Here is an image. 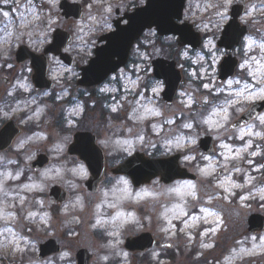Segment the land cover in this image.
Here are the masks:
<instances>
[{"label":"clouds","instance_id":"clouds-1","mask_svg":"<svg viewBox=\"0 0 264 264\" xmlns=\"http://www.w3.org/2000/svg\"><path fill=\"white\" fill-rule=\"evenodd\" d=\"M64 2L39 0L38 4L36 0H0V62L11 60L8 53L21 42L27 44L26 53L36 55L45 46L52 45L55 20L41 5H49L56 13ZM66 3L79 6L74 14L76 22L70 30H61L63 43L57 51L38 55L43 60V78L47 85L38 87L32 82L29 64L24 65L27 75L22 71L15 80L7 73H0V84L6 87V92L0 96V120H11L16 113L23 112L26 114L21 121L23 128L35 125V130L25 132L13 122L16 132L6 146L0 147V250L25 257V264H76L71 246L60 242L57 228L53 227L59 216L58 230L79 238V246L84 250L79 264L93 261L95 264H132L131 254L123 247L129 228L140 233L145 225L155 224V231L162 239L151 235L148 256L153 264H160L158 257L177 247L178 236L184 237L186 250H191L196 237L189 229H196L201 222L216 225L213 235L224 223L226 213L232 227L241 225L248 207L245 201H264V177H252L243 167L252 157L264 158V131H254L264 128V114L252 119L254 113L264 110V104L253 103V100H264V0H187L189 15L200 20L190 24L198 34L223 31L234 19L233 5L242 6L235 17L243 30L235 44L240 46L242 55L232 56L237 63L229 75L231 78L223 84L215 82V66L225 53L223 49H216L212 37L200 36L199 45L193 46L181 44L179 33L159 31L158 34L155 24L143 28L127 54V62L137 65L135 75L123 70L114 75L113 71L94 84L105 112L103 120L89 125V130L95 131L91 143L99 153L95 174L88 160L68 154L76 143L71 134L76 127L72 117L84 119L85 100L90 95L87 84L79 83L83 79L81 58L90 59L93 50L106 45L97 43L107 41L101 37L117 31L116 21L125 26L122 18L126 13L145 8L149 0H88L87 4L85 0H66ZM241 15L244 16L242 25ZM173 52L178 53L179 60L186 66L179 72L172 99L162 104L159 93L164 91L166 80L153 76L150 69L154 61H168ZM209 64L211 72H208ZM8 67L13 65L9 63ZM206 74L213 78L216 86L210 88L209 84L202 83ZM245 77H250L253 83ZM73 81L78 83L73 84ZM138 87L141 91L137 96ZM145 87L152 94L145 95ZM202 92L210 94L201 95ZM110 93L119 96V102L105 100V95ZM49 98L63 105L58 120L49 114L53 107ZM69 98L70 102L65 103ZM125 104L128 106L126 116L117 119ZM87 107L94 108L95 104L89 101ZM241 113L245 123L234 119L233 114ZM90 120L95 118L90 117ZM53 124L58 129L55 134L47 131ZM246 135L258 141L255 150H252L251 138L242 145L233 143L244 141ZM205 136L211 140L207 151L201 152L199 148ZM40 145L47 147L41 150ZM137 153L153 161L178 157L175 164L184 174L165 179L166 171L157 165L154 175L137 184L129 171L121 168ZM41 155L46 156V161L36 163ZM108 160H111V172ZM193 161H197L194 172L188 168ZM141 163L135 159L131 167H140ZM260 168H264V164L254 170L259 173ZM241 174H244L242 183L233 178ZM189 175L196 179H184ZM85 184L87 188H83ZM56 185L59 191L50 194V189ZM244 189L247 193L235 204L228 195H221V191L232 193ZM224 204L230 208L225 209ZM53 208L58 209L55 214ZM193 209L199 214L190 215ZM174 221L182 224L179 231ZM26 224L35 226L34 234H25ZM39 233H46L49 241L55 242L56 250L42 255L41 246L48 241ZM97 235L102 237L99 245ZM199 235L198 247H215L213 242H203L207 229ZM251 239L254 241L255 237ZM260 244L264 246V236ZM236 253L235 248L230 249L220 264ZM200 258L197 255L193 260Z\"/></svg>","mask_w":264,"mask_h":264},{"label":"water","instance_id":"water-1","mask_svg":"<svg viewBox=\"0 0 264 264\" xmlns=\"http://www.w3.org/2000/svg\"><path fill=\"white\" fill-rule=\"evenodd\" d=\"M183 3L185 0H150L149 4L145 8H139L133 14H130L128 20L130 21L128 25L121 26L117 24V31L111 34H108L105 37L106 45L99 47L96 51V57L90 61L88 67L85 68L83 83L95 84L103 80L109 72L117 71L121 66L125 65L127 62L128 50L131 46V43L134 39L138 38L139 34L142 32L143 28L146 26H152L155 24L158 28L157 31L161 33L166 32H175L180 34V43H191L193 46H198L201 39L198 33H195L192 30V27L189 22H184L183 25H179L175 20H182ZM76 6H67L66 13L67 16H75L77 14ZM79 7V6H78ZM239 15V13H236ZM237 15H235L236 17ZM153 25V26H155ZM225 30L222 33L221 39L218 42L220 47L231 51L234 45L238 42V35L242 33V29L239 28V25L234 18L233 21L229 22V25L225 26ZM62 34H56L55 40L52 45L46 50L55 51L57 48L56 44L60 43L58 37ZM236 46V45H235ZM31 55V57H27ZM114 57H119L118 60ZM17 58L23 61L25 58H30L32 60V68L35 69V74L33 76L34 82L38 87H43L47 85V81L43 78V61L41 57L37 55L28 54L23 50L17 53ZM63 59V57H62ZM237 61L232 55H228L220 64V75L219 81L228 79V76L231 75L234 71ZM154 73L158 78H165L166 89L164 90L165 99L171 100L173 92L177 86V83L180 79V71L177 69V62L175 61H163L157 60L154 61ZM176 66V67H175ZM261 104H264V102ZM259 112V110H258ZM257 113L253 114L255 117ZM252 117V118H253ZM242 123H245L243 116L240 118ZM16 132V129L13 126V122H9L5 127L0 131V147L6 146L10 137ZM92 134L80 133L75 137L76 143L71 147L69 153L79 155L80 158H85L89 161L90 167L92 168L94 174L99 167V153L91 143ZM210 137H205L201 141V148L204 151H207L208 145L210 142ZM178 157H172L164 160L153 161L151 159L145 158L143 155L137 153L134 157L130 158L124 165L121 166L122 169L128 170L129 174L133 177L135 183L139 184L147 179H149L155 172L158 170L157 165L163 168L167 176L165 179H171L173 175L184 174L181 173L175 161ZM141 160V166L137 168H132L131 165L133 160ZM46 161V156L41 155L38 157L36 163L43 164ZM117 169L116 171H119ZM184 179H196L195 176L189 175L184 177ZM88 186V185H87ZM59 191L58 186H53L51 188L50 194L55 195ZM249 230H264V217L255 214L249 218ZM150 234H142L138 238L132 239L129 238L126 246L132 250L136 249H145L148 248V244L151 243ZM41 254L44 255L47 252L56 250L55 242L50 240L47 244L42 245ZM84 251V250H83ZM83 251H80L77 255V258L83 256Z\"/></svg>","mask_w":264,"mask_h":264},{"label":"rangeland","instance_id":"rangeland-1","mask_svg":"<svg viewBox=\"0 0 264 264\" xmlns=\"http://www.w3.org/2000/svg\"><path fill=\"white\" fill-rule=\"evenodd\" d=\"M87 1L88 0H85L86 4H87ZM47 6H48V8L47 9H43V10L52 19L58 20L60 25H64L65 22H68V23H65V24L73 26V24L76 22V20H75V22L65 20L63 18L62 14H60L59 17L58 16H54L53 17L50 14V11L52 10L51 7L49 5H47ZM184 18H186L187 20H189L190 22H192L194 24L200 22V20L198 18L191 17L189 15L188 6H187V8L185 10ZM242 22L244 23V17L242 18ZM262 23H264V21H262ZM220 33H221V31L218 32V33L215 32V31H202L201 32L203 38L206 39L208 37H212L214 39V43H215L216 49H219L217 47L216 42L219 39L218 37H219ZM0 35H2V33H0ZM157 42L159 43V37H157ZM141 47L143 48V46H141ZM8 54L11 57L13 55L12 51L10 53H8ZM241 55H242V53H241ZM169 59H175L176 61H178L179 67L181 68V70L183 72V69H184V67L186 65L184 64V62L179 60L178 53L173 52L171 54V56H169ZM221 60L222 59H220L218 61V63L216 64V66H215V69H216L215 82L218 83V84H223V83H219L217 81V72H218L217 67H218V64H219V62ZM4 61H8V60H4ZM4 61L0 62V73H4L2 71V65H3ZM136 67H137V65L135 63L131 62V67H129L126 70H123V71L130 72L134 76L135 75L134 69ZM144 69H147L146 65L144 66ZM211 69H212V65L209 64L208 72H211ZM22 71H23L24 75H27V71L24 69V66H21V67L16 68V70L13 72V74L8 76V77L10 79H12V80H15L17 78L18 73H20ZM150 71H151V69H150ZM151 74L153 75L152 71H151ZM245 79H247L249 83H253V81L251 80L250 77L249 78L245 77ZM202 83L209 84L210 88L216 86V84H214L213 78L211 76L207 75V74H206V78L202 81ZM233 87H238V86L234 85ZM143 90L145 92V95L152 94L149 91V89H147L146 87ZM140 91H141V88L138 87L136 89L137 96L139 95ZM181 91H182V89H181ZM5 92H6V87L3 84H0V95H3ZM225 92H227V88L225 89ZM200 94L204 95V94H210V93H203L202 92ZM17 95L21 96L22 93H18ZM106 95H110V96L111 95H115L116 97H112L111 96L109 98V100L110 101L119 102V96H117L116 94H111L110 93V94H106ZM221 95H223V94H221ZM159 97H160L159 103L166 104V103H164V101L162 99L161 92L159 93ZM129 99H135V97L130 98V96H129ZM255 101L256 100H253V102H255ZM41 102H44V101H41ZM177 107H179V105H177ZM100 108L103 109L102 107H100ZM61 109H62L61 107H58L59 112H60ZM127 111H128V106H127V104H125L124 111L120 113V116L126 115ZM262 114H264V113H262ZM25 115L26 114L23 113V112H18V113L15 114V116L13 118L14 119L16 118L21 123V121L25 117ZM240 115L233 114L234 119H238L240 117ZM53 116L56 117V115H53ZM90 117H91V112L86 114L85 119L86 120H90ZM72 119H73L74 124L77 127V121H78L77 118L72 117ZM42 122L43 121L41 120V123ZM179 123H180V121L178 120L177 121V125H179ZM1 124H2V122L0 123V126H1ZM21 125H22V123H21ZM76 127H74L72 132H71L72 136H73V133L76 131ZM22 128H23V125H22ZM23 130L25 132L33 131V130H35V125L32 124V125H30L27 128H23ZM255 130L264 131V128L254 129V131ZM47 131H49L50 133L55 134L58 131L56 124H53L52 126L48 127ZM59 131H62V130H59ZM249 138L253 139L252 150H255L256 143L258 142L255 137H249V136L246 135L244 141H233V143L234 144H238V145H242ZM50 142H51V136H50V139H49V143ZM46 147H47V145H40L41 150H45ZM199 151H201L200 148H199ZM245 158L249 159L248 157H245ZM198 160H199V157H197V161ZM250 160H251L250 163L243 165V167L246 169V172L248 174H250L252 177H264V175H263L264 168H260L259 169V173H257L254 170L256 167H258L259 165H261L263 163L264 158H262V157H252V158H250ZM197 161H193L191 164L188 165V168L191 171H193V172L195 171V164L197 163ZM233 178L237 179L238 182L242 183L243 180H244V174L239 175V177L234 176ZM83 188H86L85 185H83ZM83 188H82V190H83ZM246 193H247V189H244V190H233L232 193H224L223 191H221V195L222 196L223 195H228L229 196V199L231 200L232 204H235L239 200V197L241 195H245ZM220 203H223V201H220ZM245 204L248 206L247 209L245 210V213H244L246 218H245L244 222L241 225L237 226V227H232L231 226V222H230V220L228 218V215L226 213L224 218H223L224 219V223L219 225L218 229L215 232V235H213L212 229L214 227H216V225H214L212 223L204 224V223L201 222V223L198 224L196 229H189V231L196 237V241H195V243L193 245H191V250L190 251L186 250V247H185L186 241H185L184 237L178 236L177 247L174 249L175 254H176V259H175L176 263H174V264H220V261L225 257L226 254L229 253V250L232 249V248H235L237 250V253L235 255H229L228 259L224 260V264H264V246H262L260 244L261 236H264V232H256V233L252 232V233H250V232H248V229H246L247 228V220H248L247 217L250 214H253V213L257 212V213H261V214L264 215V201L249 199V200L245 201ZM224 207H225V209H228V208H230V205L224 204ZM52 211L55 214L58 211V209L57 208H53ZM141 211H143V210H141ZM198 214H199L198 210H196V209H193L192 212L190 213V215H198ZM59 219H60V217L56 216V220H55V222L53 224V227L57 228V233H56L57 238L62 239L64 241L62 243H66V244L71 246L72 252H73V257H74L75 256L74 255V253H75L74 250H75V245H76V240H75L76 237L69 236V235L65 234L64 232H60L58 230ZM174 224L176 226L177 231H179V229L182 227V224L179 221H174ZM86 226L87 225L85 224V227ZM155 227H156L155 224H153L151 227L145 225L143 227V230H145V231H149L150 230L151 232H153L158 237H161V234L159 232L155 231ZM206 229H207V235L204 237L203 242L204 243L213 242L215 244V247L213 249H202V248L198 247V245L201 242L199 234H200L201 231H204ZM24 232L27 235L34 234L35 233V226L34 225H30V224L24 225ZM134 234H138V233L134 232L131 228H129L128 233L125 236V239L129 235H134ZM38 235H40L42 238H45V239L50 238L46 233H39ZM66 236H68L69 238H72L73 240L69 241L66 238ZM252 237H255L254 241L251 239ZM125 239H124V241H125ZM237 241H240L241 243L238 244ZM79 244H80V241H79ZM254 245H256L255 248L253 247ZM241 248H244L247 251L244 252V253H241L239 251ZM197 255H199L201 257L200 260H198V261L193 260V257L197 256ZM158 261H160L159 257H158ZM160 264H169V263L161 261Z\"/></svg>","mask_w":264,"mask_h":264},{"label":"flooded vegetation","instance_id":"flooded-vegetation-1","mask_svg":"<svg viewBox=\"0 0 264 264\" xmlns=\"http://www.w3.org/2000/svg\"><path fill=\"white\" fill-rule=\"evenodd\" d=\"M36 2L39 4V0H36ZM88 2V1H87ZM41 7L43 8V9H47L48 8V6L46 5V4H43V5H41ZM133 8H135V5H133L132 6ZM59 8H61V4H60V7ZM50 14L54 17V16H58L59 17V15L60 14H62V16H63V13H61V11L59 10L58 12H56V13H53L52 12V10L50 11ZM127 14L128 13H126V15L122 18V23H124V24H127V21H126V17H127ZM65 20H67V21H73V22H75V20L76 19H73V18H65V16L63 17ZM120 23V21L119 20H117L115 23ZM65 23H68V22H65ZM64 23V25H60L59 24V22H58V20H55V24L52 26L53 27V31H52V34H51V39H52V42H53V40H54V33H62V29H71L72 28V26L71 25H68V24H65ZM63 34V33H62ZM62 43H63V41H60V45H62ZM98 43V42H97ZM23 45H25V46H27V44H26V42H21V43H19V44H17V46H16V48L14 49V50H12V53H13V55H12V59L11 60H8V61H4V63H3V65H2V71L4 72V73H7V75L8 76H10V75H12L13 74V72L16 70V68H18V67H21V66H24L25 64H29V65H31V62L30 61H26V62H23V64H19L18 63V61H17V58L15 57V54H16V51H17V49H19L20 48V46H23ZM46 47L47 46H45L44 48H43V50L41 51V52H39L38 54H42L43 52H44V50L46 49ZM93 53V52H92ZM234 55L236 56V57H240L241 56V50H240V46L237 48V50L236 51H234ZM93 55L91 54V57H92ZM90 59H87V60H84L83 58H81V61H82V63H81V68H80V70H81V76H82V68L85 66V65H87L88 64V61H89ZM9 63H11L12 65H13V67H11V68H9L8 67V64ZM129 64H131V61H129ZM127 69V67L126 68H122L121 70H126ZM120 70V71H121ZM119 71V72H120ZM119 72H117V73H119ZM116 73V74H117ZM115 75V74H114ZM32 77H33V71H32V68H31V77H30V79L32 80V82H33V79H32ZM248 78V77H247ZM73 84H76V83H78L77 81H73L72 82ZM95 87L96 86H89V87H87L88 88V91H89V93H90V95L88 96V98L85 100V105H86V110H85V116H86V114L87 113H90L91 112V117H95V120H86L85 119V116H84V119L83 120H78L77 121V127H76V131L73 133V136H74V134H76V133H79V132H88V133H90V134H95V131L94 130H92V131H90L89 130V125L91 124V123H95V122H97V121H100V120H103V118H104V115H105V112H104V110L103 109H101L100 107H101V100H100V98H98L97 97V94H96V92H95ZM4 95V94H3ZM0 96H2V95H0ZM81 96H83V94L81 93ZM112 97H116L115 95H111ZM110 95H105V97H104V99L105 100H109V98L111 97ZM133 97V96H132ZM131 96H130V98H132ZM89 101L91 102V103H93V104H95V107L94 108H88L87 107V105H88V103H89ZM48 102H50V103H52V105H53V107L49 110V114H51V115H56V118L57 119H59V117H60V113H61V110H60V112H59V110H58V107H63V105L61 104V103H58V102H56L55 100H53L52 98H49V101ZM70 102V98H69V101H65V103H69ZM74 106V105H73ZM126 115H122V116H119V117H116L117 119H121V118H123V117H125ZM89 119V118H88ZM12 121H14V122H16L18 125H20L21 127H22V125H21V123L15 118H13V119H11ZM7 121H10V120H0V123L2 122V124H1V126H0V129L3 127V126H5V124H6V122ZM107 167H108V171L109 172H111L112 171V167H111V160H108L107 161ZM145 230H142L141 232H144ZM150 231V230H149ZM149 231H146V232H149ZM151 232V231H150ZM154 236H155V238L156 239H162V237H158L157 235H155L153 232H151ZM66 238L70 241V240H73L72 238H69L68 236H66ZM44 241H46L47 239H45V238H42ZM59 240H60V242L62 243V242H64L62 239H60V238H58ZM96 244L97 245H99V243L101 242V240H102V237H100L99 235H97L96 236ZM76 245H75V250H74V255H76V253L80 250V249H82L81 247H79V238L78 237H76ZM124 247V246H123ZM172 250H174V249H168V250H166V254L165 253H162L161 255H160V261L159 262H161V261H164V262H166V263H169V264H174V263H176L175 262V260L172 258V257H174V258H176V254H175V251L174 252H171ZM8 251L9 250H0V264H25V260H26V258L25 257H20V256H16V255H8ZM148 252H149V250H147V251H145V252H139V253H133V252H129L130 254H131V256H132V264H153V262L152 261H150V259H149V256H148ZM147 258V259H146ZM95 263V261H93L92 262V264H94Z\"/></svg>","mask_w":264,"mask_h":264}]
</instances>
